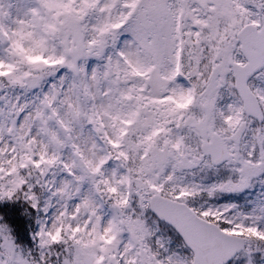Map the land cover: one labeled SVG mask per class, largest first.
Returning <instances> with one entry per match:
<instances>
[{
  "label": "snow or ice",
  "instance_id": "snow-or-ice-1",
  "mask_svg": "<svg viewBox=\"0 0 264 264\" xmlns=\"http://www.w3.org/2000/svg\"><path fill=\"white\" fill-rule=\"evenodd\" d=\"M0 264H264V0H0Z\"/></svg>",
  "mask_w": 264,
  "mask_h": 264
}]
</instances>
